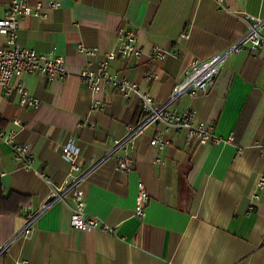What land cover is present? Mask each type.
<instances>
[{"label":"crops","instance_id":"crops-1","mask_svg":"<svg viewBox=\"0 0 264 264\" xmlns=\"http://www.w3.org/2000/svg\"><path fill=\"white\" fill-rule=\"evenodd\" d=\"M11 1L0 0V17ZM25 1L41 2L46 15L21 18L17 43L37 53L54 49L68 76H12L10 85L22 83L38 100L36 108L19 106L16 90L0 91V130L15 129V140L33 159L32 168H24L0 139V264H264V187L256 188L264 176V47L245 43L229 53L205 93L181 95L168 107L190 112L231 142L188 143L184 129L143 124L118 150L130 149L128 169L109 153L113 141L144 122L137 99L125 102L111 87L92 94L79 80L83 68L94 69L113 48L119 28L132 30L143 54L118 57L109 70L165 103L193 61L247 33L242 17L264 20V0H53L56 8H47L50 0ZM5 41L0 34V45ZM80 45L96 51L85 55ZM154 48L176 55L149 60ZM94 100L100 106L93 107ZM156 134L161 149L150 144ZM68 143L77 147L82 168L94 165L80 184L85 211L113 232L75 230L68 208L54 203L23 235L24 210L39 209L49 193L46 179H65L69 162L61 148ZM138 181L148 193L143 217L135 215Z\"/></svg>","mask_w":264,"mask_h":264},{"label":"built area","instance_id":"built-area-1","mask_svg":"<svg viewBox=\"0 0 264 264\" xmlns=\"http://www.w3.org/2000/svg\"><path fill=\"white\" fill-rule=\"evenodd\" d=\"M216 2L220 4L222 0H216ZM59 5L58 1L50 0L47 3V8H56ZM31 15L38 17L46 15L45 8L41 2L30 5L25 0H13L4 15L0 17V34L6 36L5 44L0 45V91L9 93L12 90H16L20 94L19 106L36 108L38 100L27 93L22 83H18L14 87L11 86L9 83L11 77H19L22 74H43L49 78L58 77V79H65L68 76V70L64 57L57 54L54 49L48 53H37L33 49L20 46L17 43L15 38L19 21L21 18ZM242 19L248 25L247 33L237 43L223 51L217 52V54H213L208 59L193 61L184 72L182 80L178 85L174 86L169 99L162 104H157L151 94L142 90L137 83L120 73L109 70L110 61L118 57L124 59L135 57L137 59L143 54L142 48L136 43V37L132 30L119 28L113 38V48H109L105 52L104 58L100 63L94 69L83 68L80 71L79 80L87 85L92 94H97L103 87H111L122 95L125 102L134 96L137 99L138 106L145 114L144 122L137 128L132 129L127 137L113 141L114 145L109 154L115 155L120 169L132 167L133 161L129 158L130 149L128 147H124L122 154L118 150L127 143L129 136L141 130L143 124L155 123L164 129H184L186 130L188 143L219 145L231 142V137L225 138L217 135L213 126L206 125L203 121H194L190 112L177 113L168 110V107L181 95L187 94L192 97L205 93L207 88L213 84L218 70L221 69L229 53L243 49L245 43H248L252 49L264 47V33L261 32L264 29V20H255L247 16L242 17ZM79 50L85 55H91L96 51L94 48H87L83 45L79 46ZM169 55L174 56L176 52L163 48H154L148 53L149 60L164 59ZM92 106L98 107L100 104L97 100H94ZM13 123L19 125L18 120H14ZM15 135V129H9L6 132L0 130V139L11 147L14 157L22 163V166L30 169L32 168L33 159L29 155L27 147L15 140ZM150 144L156 145L161 149L164 143L159 135L156 134L151 139ZM77 154L78 149L74 144L68 143L62 146L61 155L69 162V170H67L65 179L62 183H53L46 179L49 185V193L35 213L24 210L26 222L20 233L23 235L29 234L32 229L31 225L37 216L54 203H61L68 208L69 224L75 230L86 233L95 229L108 233L113 232L112 227L85 211L86 196L80 184L94 165L82 168L77 162ZM155 161L160 162L161 160L156 158ZM262 187H264V176H260L256 183L257 189ZM258 199L259 194L255 192L252 196V201L255 202ZM147 202L148 193L145 184L142 181H138L135 197V215L143 217ZM253 206V203H251L247 211H252ZM3 250L4 247H0V253Z\"/></svg>","mask_w":264,"mask_h":264}]
</instances>
